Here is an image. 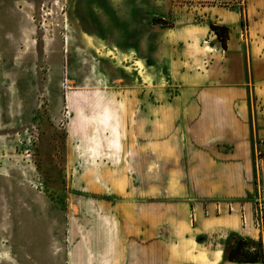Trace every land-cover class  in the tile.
I'll return each mask as SVG.
<instances>
[{"label":"rangeland","instance_id":"rangeland-1","mask_svg":"<svg viewBox=\"0 0 264 264\" xmlns=\"http://www.w3.org/2000/svg\"><path fill=\"white\" fill-rule=\"evenodd\" d=\"M115 4L0 0V264H162L142 252L143 238L180 234L183 204L166 199L162 174L147 176L171 165L142 146L158 135L145 134L134 114L145 104L140 77L160 88L166 80L159 66L143 69L132 48L138 35L116 27ZM244 30L242 16L239 36L248 42ZM252 68L241 67L248 177L240 212L259 225L253 197L259 160L264 167V98L252 92ZM256 68L264 78V66ZM224 144L233 153L236 144ZM184 250L193 251V236ZM261 251L264 258V244Z\"/></svg>","mask_w":264,"mask_h":264},{"label":"crops","instance_id":"crops-1","mask_svg":"<svg viewBox=\"0 0 264 264\" xmlns=\"http://www.w3.org/2000/svg\"><path fill=\"white\" fill-rule=\"evenodd\" d=\"M115 8L116 27L138 35L132 48L139 52L143 69L146 65L159 66L166 80L160 88L135 73L142 80L145 104L134 114L143 123L145 134L158 135L142 146H149L158 160L171 165L161 173L149 171L147 176L162 174L166 199L183 204L175 217L181 227L178 237H144L142 252L162 258V264H262L227 260L224 247L231 234L264 240L262 160L258 161L259 185L253 197L261 226L255 224L253 213L250 219L240 212L248 177L240 123L246 112L247 81L241 67L246 63L253 67L252 92L263 99L264 78L256 67L264 66V0H116ZM242 16L248 42L239 36ZM151 17L168 23H154ZM209 23L227 26L225 49ZM149 84L154 87V102L149 100ZM119 117L127 157L122 110ZM232 131L237 134L231 136ZM227 141L236 144L233 153L225 154L221 149ZM226 201L234 203L231 211ZM167 220L172 224L174 219ZM109 231L113 235L115 230ZM191 236L193 251L185 253ZM151 242L158 252L151 250Z\"/></svg>","mask_w":264,"mask_h":264},{"label":"trees","instance_id":"trees-1","mask_svg":"<svg viewBox=\"0 0 264 264\" xmlns=\"http://www.w3.org/2000/svg\"><path fill=\"white\" fill-rule=\"evenodd\" d=\"M209 27L216 33L220 46L225 49L228 38L227 26L209 23ZM263 244L261 238L254 240L231 234L225 243L224 258L236 262L264 264L263 252L261 251Z\"/></svg>","mask_w":264,"mask_h":264},{"label":"built area","instance_id":"built-area-1","mask_svg":"<svg viewBox=\"0 0 264 264\" xmlns=\"http://www.w3.org/2000/svg\"><path fill=\"white\" fill-rule=\"evenodd\" d=\"M232 210V208H230Z\"/></svg>","mask_w":264,"mask_h":264}]
</instances>
